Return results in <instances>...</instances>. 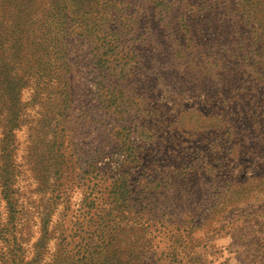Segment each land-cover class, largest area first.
<instances>
[{
	"label": "rangeland",
	"instance_id": "1",
	"mask_svg": "<svg viewBox=\"0 0 264 264\" xmlns=\"http://www.w3.org/2000/svg\"><path fill=\"white\" fill-rule=\"evenodd\" d=\"M68 2L0 0V264H264V0Z\"/></svg>",
	"mask_w": 264,
	"mask_h": 264
},
{
	"label": "trees",
	"instance_id": "2",
	"mask_svg": "<svg viewBox=\"0 0 264 264\" xmlns=\"http://www.w3.org/2000/svg\"><path fill=\"white\" fill-rule=\"evenodd\" d=\"M68 3H73V6L79 8V11L83 14L88 13L90 11L91 15L96 14V11H94L95 6L100 4L99 0H69ZM86 8H89L88 12H85ZM0 53H1V44H0ZM21 79H24V77H22Z\"/></svg>",
	"mask_w": 264,
	"mask_h": 264
}]
</instances>
